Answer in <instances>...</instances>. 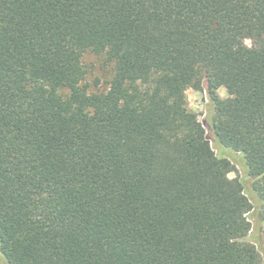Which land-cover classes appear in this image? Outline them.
<instances>
[{"label":"trees","instance_id":"obj_1","mask_svg":"<svg viewBox=\"0 0 264 264\" xmlns=\"http://www.w3.org/2000/svg\"><path fill=\"white\" fill-rule=\"evenodd\" d=\"M88 52L113 67L105 90ZM185 87L207 92L208 130ZM209 134L244 155L255 243ZM260 249L264 0H0V264H264Z\"/></svg>","mask_w":264,"mask_h":264},{"label":"rangeland","instance_id":"obj_2","mask_svg":"<svg viewBox=\"0 0 264 264\" xmlns=\"http://www.w3.org/2000/svg\"><path fill=\"white\" fill-rule=\"evenodd\" d=\"M246 42L247 44H250L249 40H246ZM83 63L86 69L85 81L89 86V90L101 91L107 89L108 82L113 76V67L111 63L106 60L105 56L88 52L83 56ZM183 93L184 101L187 107L197 114L199 120L204 123L205 128L208 130L205 122L210 112L207 92L205 90H195L191 87H185ZM218 93L222 98H225L228 95L224 87H220L218 89ZM209 136L210 143L216 155L219 157L229 158L234 165V170L230 172L228 176L230 178L238 177L244 184L245 193L252 203V210L249 214V220L252 225L250 241L255 243L257 237L261 233L260 210L262 204L252 189V179L248 174L244 155L241 152L223 147L212 139L211 134H209ZM260 250L264 255L263 249Z\"/></svg>","mask_w":264,"mask_h":264}]
</instances>
